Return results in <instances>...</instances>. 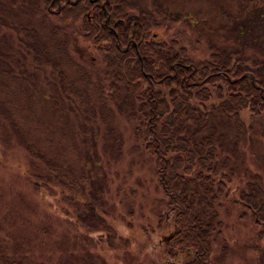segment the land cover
<instances>
[{
  "label": "trees",
  "instance_id": "trees-1",
  "mask_svg": "<svg viewBox=\"0 0 264 264\" xmlns=\"http://www.w3.org/2000/svg\"><path fill=\"white\" fill-rule=\"evenodd\" d=\"M192 22L170 14L162 0H0V37L13 34L8 49L55 77L42 84L44 92L18 78L21 94L49 102L53 114L61 104L80 110L83 135L109 160L127 153L136 170L148 162V185L130 175L140 199L130 202L127 229L140 239L157 241L166 232L173 238L141 252L139 262L213 264L215 254L231 261L251 254L252 264H264V60L204 42ZM78 41L96 55L98 69L72 63L69 47ZM45 165V175L19 163L15 171L45 197L41 206L53 204L49 192L64 194L60 218L103 244L107 217L83 202L84 217L76 215L63 191L71 189L65 166ZM1 232L0 225V264H38ZM84 251L65 264H113L94 248Z\"/></svg>",
  "mask_w": 264,
  "mask_h": 264
},
{
  "label": "rangeland",
  "instance_id": "rangeland-1",
  "mask_svg": "<svg viewBox=\"0 0 264 264\" xmlns=\"http://www.w3.org/2000/svg\"><path fill=\"white\" fill-rule=\"evenodd\" d=\"M162 2L170 14L185 17L193 21L190 24L198 25L203 30L204 42L244 48L247 54L264 60V0H162ZM162 34L164 36V31H160L157 38L161 39ZM11 37L13 34L10 32H3L0 37L2 237L20 243L38 264H65L71 257L76 259L82 257L85 253L84 247L89 251L94 248V252H99L101 257L113 264H147L139 262L141 259L139 254L156 249L158 240L151 241L149 237L140 239V232L132 228L127 229L126 219L129 218L130 202L134 201L137 204L140 199V196L132 195L130 175L132 171L137 172L136 183L140 181L148 185L146 182L149 178L148 162H141L136 170L131 165L130 158H127V153L118 162L109 160L103 155L100 145L93 146L91 136L83 135L80 125L86 127L88 125L83 122L84 116L80 110H69L61 104L64 109L53 114L49 102L46 104L43 99L34 100V97L30 102L27 95L21 94L16 79H24L28 86L32 84L39 92H44L42 84L53 81L55 77H52L49 71L46 74L40 73L30 62L23 61L21 54L15 49L9 50L7 44ZM69 53L76 67L83 66L95 70L101 64L97 61L96 55L84 49L79 41L69 47ZM5 69L11 70V75L4 76ZM65 71L71 77L75 73ZM75 78L76 76L70 79ZM49 93L53 97V92L48 90ZM27 147L30 149L33 147V152L26 151ZM38 154L44 159H39ZM45 161H59L65 166L67 176L65 183L69 184L72 190L65 186L63 191L65 190L66 194L69 191V195H72L75 202L72 210L76 215L83 218L86 208L82 204L93 203L97 210L102 211L107 217L108 238L103 244H99L102 238L93 242L84 232L81 233L78 227L60 218V213L57 212L64 211L62 207L64 194L49 192L47 196L51 198L50 202L53 204L41 206L40 203L45 197L34 195L25 180L16 174L15 163H19L26 166L30 173L45 175L48 173ZM68 220L72 222L74 217L70 215ZM157 238L159 239L160 235ZM242 258L224 260L215 254L212 262L252 264L251 254ZM158 264H162L160 259Z\"/></svg>",
  "mask_w": 264,
  "mask_h": 264
},
{
  "label": "flooded vegetation",
  "instance_id": "flooded-vegetation-1",
  "mask_svg": "<svg viewBox=\"0 0 264 264\" xmlns=\"http://www.w3.org/2000/svg\"><path fill=\"white\" fill-rule=\"evenodd\" d=\"M169 236H172V238H173V234L171 233V232H166V233H162L161 235H160V238L158 239V241H157V245L158 246H162L163 244H165V243H167V242H169V241H167V242H162L163 240H165L167 237H169ZM167 264H173L172 262H170V263H167Z\"/></svg>",
  "mask_w": 264,
  "mask_h": 264
},
{
  "label": "water",
  "instance_id": "water-1",
  "mask_svg": "<svg viewBox=\"0 0 264 264\" xmlns=\"http://www.w3.org/2000/svg\"><path fill=\"white\" fill-rule=\"evenodd\" d=\"M171 238H172V236H169V237H167L165 240H163L162 242H167V241H169Z\"/></svg>",
  "mask_w": 264,
  "mask_h": 264
}]
</instances>
